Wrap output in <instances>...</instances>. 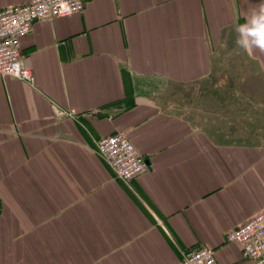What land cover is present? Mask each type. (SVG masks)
<instances>
[{"label":"crops","instance_id":"crops-1","mask_svg":"<svg viewBox=\"0 0 264 264\" xmlns=\"http://www.w3.org/2000/svg\"><path fill=\"white\" fill-rule=\"evenodd\" d=\"M262 2L87 0L35 21L33 82L0 74V264H178L203 246L256 264L225 236L264 210V53L236 31ZM116 132L150 167L129 183L94 149Z\"/></svg>","mask_w":264,"mask_h":264},{"label":"built area","instance_id":"built-area-1","mask_svg":"<svg viewBox=\"0 0 264 264\" xmlns=\"http://www.w3.org/2000/svg\"><path fill=\"white\" fill-rule=\"evenodd\" d=\"M87 0H31L0 9V74L33 82L32 70L22 63L21 39L33 31L34 22L80 13ZM61 115L75 117L74 109L59 110ZM136 145L125 133L116 132L96 141L95 151L113 169L117 178L130 182L149 166ZM228 242L240 245L243 256L264 264V210L231 229ZM216 250L203 246L187 250L178 264H219Z\"/></svg>","mask_w":264,"mask_h":264},{"label":"clouds","instance_id":"clouds-1","mask_svg":"<svg viewBox=\"0 0 264 264\" xmlns=\"http://www.w3.org/2000/svg\"><path fill=\"white\" fill-rule=\"evenodd\" d=\"M236 31L240 34L237 44L245 50L259 49L264 53V2L253 9L251 18Z\"/></svg>","mask_w":264,"mask_h":264},{"label":"rangeland","instance_id":"rangeland-1","mask_svg":"<svg viewBox=\"0 0 264 264\" xmlns=\"http://www.w3.org/2000/svg\"><path fill=\"white\" fill-rule=\"evenodd\" d=\"M232 86H233V88H234V87H235V83H233ZM201 100H202V99H201ZM185 101H186L185 103L188 104V103H187V102H188V99H187V98L185 99ZM261 121H262V120H261Z\"/></svg>","mask_w":264,"mask_h":264}]
</instances>
